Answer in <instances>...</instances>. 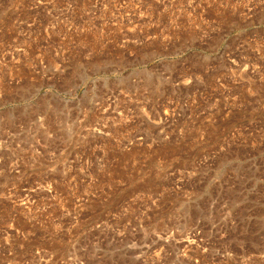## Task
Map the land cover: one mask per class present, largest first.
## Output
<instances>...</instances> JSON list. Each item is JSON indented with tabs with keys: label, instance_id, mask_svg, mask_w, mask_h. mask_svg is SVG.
I'll list each match as a JSON object with an SVG mask.
<instances>
[{
	"label": "rangeland",
	"instance_id": "374dc122",
	"mask_svg": "<svg viewBox=\"0 0 264 264\" xmlns=\"http://www.w3.org/2000/svg\"><path fill=\"white\" fill-rule=\"evenodd\" d=\"M0 264H264V0H0Z\"/></svg>",
	"mask_w": 264,
	"mask_h": 264
}]
</instances>
